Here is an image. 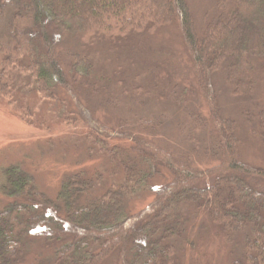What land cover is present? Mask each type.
Returning a JSON list of instances; mask_svg holds the SVG:
<instances>
[{
    "label": "trees",
    "instance_id": "trees-1",
    "mask_svg": "<svg viewBox=\"0 0 264 264\" xmlns=\"http://www.w3.org/2000/svg\"><path fill=\"white\" fill-rule=\"evenodd\" d=\"M203 19L197 29L186 0H0V105L29 125L24 120L29 107H10L20 86L32 91L35 101L66 104L68 99L74 111L62 113L66 129L84 133L90 152L115 163L120 175L91 194L98 174H70L52 200L22 168H5L0 264H21L36 233L52 248V264H103L114 252L116 264H181V246H189L190 205L206 212L226 241L239 236L241 252L230 264H264V190L250 184L264 181V167L242 160L239 135L259 140L264 153V104L257 98L264 76V0H211ZM171 24L181 35L207 109L205 118L187 110L185 149L178 151L156 135L161 118L110 126L82 100L105 91L107 105L114 104L110 80L96 66L101 49L102 62L117 61L113 56L132 55L145 38ZM62 44L70 47L66 54ZM214 76H222L228 98L240 103L236 119L220 109ZM105 80L108 86L101 84ZM147 91L139 85L130 93L142 104ZM203 133L206 142L199 141ZM199 156L213 164L195 165ZM156 176L163 183L153 189L152 200L128 212L127 202Z\"/></svg>",
    "mask_w": 264,
    "mask_h": 264
},
{
    "label": "rangeland",
    "instance_id": "rangeland-1",
    "mask_svg": "<svg viewBox=\"0 0 264 264\" xmlns=\"http://www.w3.org/2000/svg\"><path fill=\"white\" fill-rule=\"evenodd\" d=\"M186 2L195 27L201 29L211 0H186ZM67 44L76 49V44L73 42ZM69 48L66 44H62V53L66 54ZM120 54L113 56L119 59L117 61L110 58L102 62L101 57L104 54L101 49L96 65L102 68L104 77L110 80V87L107 90L114 93L112 107L104 100L107 95L105 91L82 100L92 105L95 116L110 126L116 121L119 122L118 120L134 122L136 118L159 117L163 124L158 127L159 133L156 135L177 151L185 149V145L181 144L187 129L182 127L187 123L185 113L187 110H192L205 118L207 109L202 97L197 93L188 56L176 26L171 24L159 30L154 36L145 38L140 48L132 55H125L127 54L125 51ZM118 67L120 72L117 74ZM138 75L142 77L139 82L135 80ZM221 77L214 78L219 107L236 119L235 115L239 112L240 103L228 98ZM108 80L101 84L108 86ZM139 85H143L150 95L142 104L136 103L130 93L134 86ZM257 85V98L264 104V76H260ZM20 87L14 94V101L10 107L15 109L29 107L26 111L27 116L24 117L29 125L20 121L19 117L6 106L0 105V187L4 181L3 170L11 165H17L30 174L36 187L52 200L57 198L62 181L70 174L84 173L88 177L98 174L99 181L94 183L91 194H99L110 183L119 181V169L116 164L91 153L89 144L84 139V133L70 132L64 126L62 113L66 109L74 111L68 99L65 98L66 104L35 101L32 91ZM176 97L179 102L184 98V103L178 105L171 102ZM145 112L147 113L144 114ZM70 118L73 119L72 116ZM237 122L241 124L243 120L237 117ZM130 129L144 134V131L136 126ZM148 133L151 135L149 131ZM239 135L243 142L242 160L255 167H264V153L259 140L245 132H240ZM208 137L207 133L198 136L201 142L209 140ZM201 158L203 157L195 158V165L207 167L213 164V161L209 162ZM161 173L164 181L169 179L165 171L162 170ZM163 179L156 176L147 189L137 192L127 202L128 212L132 213L144 208L153 198V189L159 187ZM250 182L256 189L264 190V181L251 179ZM202 184L200 183L198 187L203 186ZM6 202L7 199L0 192V208ZM187 209L191 222L188 229L189 246H181L183 248L181 264H230L233 258L239 257L241 252V244H239L241 239L237 240L239 236L232 242L226 241L221 231L212 226L206 212L197 210L191 205ZM42 239L44 236L42 237L40 233L35 234V241L30 243L31 249L21 264H52V248L46 246ZM103 264H116V252L112 253Z\"/></svg>",
    "mask_w": 264,
    "mask_h": 264
}]
</instances>
